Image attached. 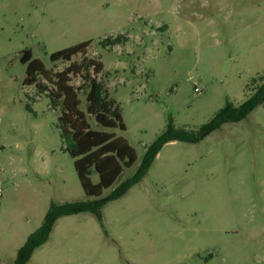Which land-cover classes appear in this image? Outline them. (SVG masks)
Masks as SVG:
<instances>
[{"label":"rangeland","instance_id":"obj_1","mask_svg":"<svg viewBox=\"0 0 264 264\" xmlns=\"http://www.w3.org/2000/svg\"><path fill=\"white\" fill-rule=\"evenodd\" d=\"M117 35L127 41L102 46ZM85 40L120 108L125 129L113 130L136 155L106 196L167 124L197 130L244 102L264 76V0H0V264H14L52 204L93 199L60 135L59 106L23 84L19 60L28 48L59 71L68 62L49 55ZM26 264H264V102L197 142L162 145L100 217L56 218Z\"/></svg>","mask_w":264,"mask_h":264},{"label":"trees","instance_id":"obj_2","mask_svg":"<svg viewBox=\"0 0 264 264\" xmlns=\"http://www.w3.org/2000/svg\"><path fill=\"white\" fill-rule=\"evenodd\" d=\"M124 35L106 37L102 46L123 44ZM91 40L57 50L49 55V63L68 62L62 70L54 71L44 60L33 57L30 49L21 51L19 60L25 65L24 85H34L38 93L48 96L52 107H58L60 135L66 142V149L73 158L74 169L80 186L92 200L52 204L43 225L29 235L16 254L14 264H26L33 251L47 238L53 221L62 215L89 211L100 217L101 207L108 201L123 195L149 168L159 149L167 142H197L201 137L218 128L222 123L244 118L254 107L264 102V76H256L246 86L247 97L241 104L225 106L206 124L197 130L176 128L167 124L157 138L147 146L141 167L135 175L113 187L110 193L102 196L111 187L123 168L130 167L136 160L134 148L126 138L117 135L115 130H124L125 125L119 105L109 96L107 87L97 79L103 71V62L88 57ZM79 55V61L72 59ZM78 76L79 85L71 80ZM83 93L84 99L80 97ZM97 173V182H92L90 174Z\"/></svg>","mask_w":264,"mask_h":264},{"label":"built area","instance_id":"obj_3","mask_svg":"<svg viewBox=\"0 0 264 264\" xmlns=\"http://www.w3.org/2000/svg\"><path fill=\"white\" fill-rule=\"evenodd\" d=\"M195 91H198V88L197 87L195 88Z\"/></svg>","mask_w":264,"mask_h":264}]
</instances>
